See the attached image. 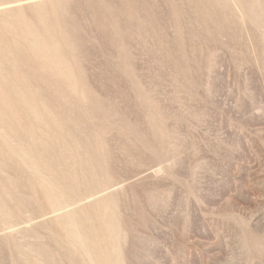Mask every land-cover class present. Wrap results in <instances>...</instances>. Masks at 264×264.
I'll list each match as a JSON object with an SVG mask.
<instances>
[{
    "label": "rangeland",
    "instance_id": "obj_1",
    "mask_svg": "<svg viewBox=\"0 0 264 264\" xmlns=\"http://www.w3.org/2000/svg\"><path fill=\"white\" fill-rule=\"evenodd\" d=\"M0 108V264H264V0H0Z\"/></svg>",
    "mask_w": 264,
    "mask_h": 264
},
{
    "label": "bare ground",
    "instance_id": "obj_2",
    "mask_svg": "<svg viewBox=\"0 0 264 264\" xmlns=\"http://www.w3.org/2000/svg\"><path fill=\"white\" fill-rule=\"evenodd\" d=\"M19 15V14H18ZM26 40V39H25ZM36 44V43H35ZM39 44V43H38ZM37 44V45H38ZM47 46V45H46ZM39 51H41V50H39ZM48 52V51H47ZM55 52H56V50H55ZM39 55V54H38ZM50 56V55H49ZM68 57V56H67ZM53 58V57H52ZM56 59V58H55ZM54 65V64H53ZM60 65V64H59ZM48 70H50V69H48ZM52 71V70H51ZM59 71V70H58ZM52 73V72H51ZM71 73H72V71H71ZM69 74V73H68ZM71 76V75H70ZM72 86V85H71ZM1 109V108H0ZM3 110V109H2ZM54 116V115H53ZM16 117V116H15ZM11 120V119H10ZM17 123V122H16ZM1 125V124H0ZM48 128V127H47ZM5 134V133H4ZM5 139V138H4ZM10 141V140H9ZM6 149V148H5ZM2 150V149H1ZM7 153V152H6ZM4 155H5V153H4ZM6 158V157H5ZM21 166V165H20ZM28 173V172H27ZM40 175V174H39ZM43 175V174H42ZM33 179V178H32ZM43 179V178H42ZM39 181V180H38ZM3 190V189H2ZM4 192V191H3ZM14 202V201H13ZM98 207V206H97ZM96 208V207H95ZM8 212V211H7Z\"/></svg>",
    "mask_w": 264,
    "mask_h": 264
}]
</instances>
